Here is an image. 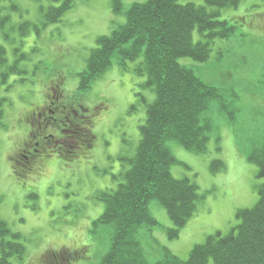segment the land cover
<instances>
[{
  "label": "rangeland",
  "instance_id": "1",
  "mask_svg": "<svg viewBox=\"0 0 264 264\" xmlns=\"http://www.w3.org/2000/svg\"><path fill=\"white\" fill-rule=\"evenodd\" d=\"M121 1L127 9L145 0ZM114 4L76 0L59 22L45 25L49 0H0V18L7 19L0 26L5 49L0 77L8 72L0 86V219L20 234L26 248L24 261L14 259L12 264H100L110 248L115 229L99 222L106 208L101 195L116 189L131 167L128 160L137 152L147 104L156 97L144 87L147 76L136 72L139 61H128L125 67L114 61L89 89H79V73L87 68L98 39L125 22ZM221 18L237 29L230 38L215 41L207 61L178 59L203 82L219 88L226 106L212 99L205 112L212 125L207 152L167 143L177 160L172 174L194 181L200 198L176 238L169 237L173 222L166 208L157 200L149 203L158 223L152 230L142 229L139 239L151 263L162 259L165 249L187 260L208 236L229 234L240 222L237 212L257 203L264 183L247 157L264 144V0H242L237 8L222 9ZM193 40L204 37L195 30ZM46 100H56V105L63 101L74 110L82 146L59 142L24 165L20 152L29 147L28 133L37 126L30 117ZM46 140L54 142V137ZM19 158L29 171L17 164ZM214 159L223 161V170H212ZM14 165L25 177L15 174Z\"/></svg>",
  "mask_w": 264,
  "mask_h": 264
},
{
  "label": "trees",
  "instance_id": "2",
  "mask_svg": "<svg viewBox=\"0 0 264 264\" xmlns=\"http://www.w3.org/2000/svg\"><path fill=\"white\" fill-rule=\"evenodd\" d=\"M49 1L45 25L59 22L76 0ZM205 3L145 0L132 2L125 9L121 0H115L114 12L123 13L125 22L98 39L87 68L79 73V89L85 91L114 61L123 67L128 61H139L136 72L147 76L144 87L156 94L155 100L147 104L137 152L128 160L131 167L116 189L101 195L106 208L99 222L112 225L115 231L100 264H207L211 258L214 264H264V183L259 187L257 203L237 212L239 224L227 235L208 236L204 243L193 247L187 260L165 249L163 258L151 263L145 258L139 239L142 229L152 230L158 223L149 211L152 200L166 208L173 222L170 238L177 237L197 210L198 186L189 178H176L172 174L171 166L177 160L167 143L177 142L195 153L207 152L212 125L205 112L212 99L220 101L221 107L226 105L219 88L203 82L178 59L207 61L215 41L230 38L237 29L235 24L221 18V10L237 8L242 0H205ZM6 20V16L0 18L1 28ZM23 25L21 28L26 26ZM195 30L204 40L194 42ZM4 52L0 46V62H5ZM7 75V71L1 74L0 86L6 83ZM138 95L147 103L145 95ZM247 157L257 165L258 175L264 177V144L251 150ZM22 163L19 158L17 164L29 171ZM14 168L18 177H25L17 166ZM223 168V161L214 159L212 170L219 172ZM20 238L7 221L0 219V264H12L14 259L24 261L26 248Z\"/></svg>",
  "mask_w": 264,
  "mask_h": 264
},
{
  "label": "flooded vegetation",
  "instance_id": "3",
  "mask_svg": "<svg viewBox=\"0 0 264 264\" xmlns=\"http://www.w3.org/2000/svg\"><path fill=\"white\" fill-rule=\"evenodd\" d=\"M46 103V105L38 106V112H35L33 116L30 117V119L34 120L32 124H37V126L28 133L33 139H30V142L27 141L30 143H27L29 147L27 149L23 148L20 152V158L24 160V165L32 164L36 158L50 151L48 148L56 146V143L59 142L67 143L70 147L82 146L79 136V134H81L80 126L78 123H75L78 119L75 118L74 110L71 111L68 109V105L65 103L63 104V101H58V103H62L61 105H56V100H52L51 102L46 100ZM51 130L56 131L58 134L51 132ZM48 137H54V142L50 140L47 141L46 139ZM41 141H43L42 145ZM34 142H36L35 145Z\"/></svg>",
  "mask_w": 264,
  "mask_h": 264
}]
</instances>
